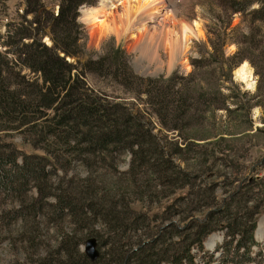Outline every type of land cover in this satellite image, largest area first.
<instances>
[{"label":"trees","instance_id":"trees-1","mask_svg":"<svg viewBox=\"0 0 264 264\" xmlns=\"http://www.w3.org/2000/svg\"><path fill=\"white\" fill-rule=\"evenodd\" d=\"M96 1L60 0L58 13L55 14L52 9L45 7L43 0H26L24 13H31V19H27L23 13L22 20L8 24V39L2 44L8 48L5 52H0V127L34 135L37 138L34 146L42 144L46 154H25L15 146L11 147V144H7L11 149L5 150L2 149L5 143H0V199L7 200L16 194L21 199L20 202H24L7 212L9 215L4 212L2 218L36 217L44 207H49L55 218H70L75 226L74 231L81 229L97 240L99 255L95 260H90L78 248L80 239L74 232H70L61 237L58 256H40L34 264H199L192 249H203L204 238L219 228L224 229L226 235L220 246V256L211 260L202 253L200 258L205 259L201 264H211L216 260L217 264H263L264 261L259 263L256 258L254 248L259 243L253 234L256 216L261 210V203L258 201L262 187L258 189V195H239L235 192L224 199V208H214L206 214L194 208V204L193 207L186 204L189 201V192L186 195H176L172 202L164 205L162 212L164 220L169 223L148 232L142 230V223L149 219L147 211L131 207L130 202L126 203L122 198L114 199L115 197L106 195L100 188L94 189L91 184L82 187L83 190L80 191L83 196L68 190L57 194L48 192L46 177L53 170H45V165L52 163L51 152L60 153L59 155L67 152L65 160L77 158L88 166L91 161L84 158L86 153L92 154V158L98 155L102 163L112 166L113 152H129L133 157L132 162H137L135 166L138 178L146 177L145 172L141 173L139 169L144 164L151 165L150 169L154 172L158 165L161 168L162 175L154 173L156 177L151 178L150 185L153 190H156L155 186L158 184L161 187L159 190L183 188L191 177L189 172L173 165L170 158H163L166 151L161 144V138L153 133L138 114L135 115L123 103H112L105 97V93L104 96L96 94L86 86L85 80L88 73L101 72L110 74L126 86L136 83L141 85L143 82L145 88L142 91L147 98L150 100L152 92L155 94L152 104L155 103L158 107H154L153 114L159 123L167 130L184 132L186 129L191 130L192 113L196 109L195 98L189 93L190 86L179 80L184 77L173 75L168 80L151 77L144 79L133 73L127 56L120 47L111 50L109 56L107 54L98 59L86 58L80 69H76L75 64L66 59L67 56L78 57L82 53L78 43L79 38H82L81 25L77 21L78 7ZM255 1L258 6L251 7ZM214 2L223 6L226 12H239L249 16L251 23L264 21V0ZM229 24L228 21L227 26ZM43 26L48 27L53 42L51 46L42 41L45 33ZM223 35L225 38V32L219 33L221 43L224 42ZM249 35L252 37L249 38ZM253 35L251 29L242 40L253 45ZM260 42L261 40L256 43ZM59 52L64 55L61 56ZM239 53H236L235 58ZM242 57L239 56L235 62L241 61ZM230 60L231 58L222 62L228 63L226 69L233 66ZM77 61L79 63V59ZM197 61L193 63L195 69L200 67ZM12 67L27 69L37 78L26 81L17 71L13 73L10 70ZM4 68L12 77L3 74ZM198 89L200 90L199 86ZM210 90L204 92L211 93ZM232 92L239 96L237 92L234 93L235 90ZM175 145V150L180 148L178 144ZM174 154L177 155L175 152ZM53 165L56 166V163ZM168 169L170 172L165 173ZM133 171L132 165L127 172ZM148 182L149 178L138 191L141 192V187ZM31 183H34L37 195L26 202L23 193L29 190ZM150 185L145 187L144 192H156L152 191ZM211 190V187H206L205 192L210 193ZM142 194L138 198L140 201L147 197L145 193ZM202 195L201 199L196 200L197 203L210 197V194ZM49 198H53V202L48 203L46 200ZM177 199L181 206L176 204ZM171 215L178 218L177 221L171 220ZM88 218L98 219L96 223L102 222L103 226L100 225L106 227V231L101 233L94 227L88 229V226L86 229ZM144 225V228L149 226L148 223ZM146 234L148 239H141Z\"/></svg>","mask_w":264,"mask_h":264},{"label":"rangeland","instance_id":"rangeland-1","mask_svg":"<svg viewBox=\"0 0 264 264\" xmlns=\"http://www.w3.org/2000/svg\"><path fill=\"white\" fill-rule=\"evenodd\" d=\"M98 1L78 7L77 21L81 25L80 33H82L80 34L82 38H79L78 43L81 45L82 53L81 56H67L66 59L75 64L76 69H80L81 63L86 58L98 59L107 54L109 56L111 50L120 47L127 56L129 67L133 73L144 79L151 77L168 80L173 75L184 77L179 80L190 86L189 93L196 101V109L191 118V130L186 129L184 132L167 130L159 123L153 114L154 107H158L157 104H152L155 94L152 92V98L149 100L142 91L145 88L143 82L141 85L136 83L126 86L119 83L110 74L101 72L88 73L85 80L86 86L96 94L104 96L105 93V97L112 103H123L135 115L138 114L153 133L161 138V144L166 151L163 158H170L173 165L176 164L180 169L186 170L191 177L183 188L159 190L161 187L158 184L155 186L156 190H153V186L150 185L151 178L162 175L161 168L155 164L157 167L154 172L150 169L151 165L144 164L139 169L141 173L145 172L146 177L142 175L144 178L139 177V179L135 166L137 162H132L133 157L129 152H113L112 166L102 163L98 155L94 158H92V154L83 155L85 159L91 161L88 166L77 158L69 157V161L65 160L67 152L64 155L51 152L52 163L48 162L45 165V170H53L46 177L49 185L48 192L57 194L68 190L83 196L80 190L91 184L94 189L98 187L106 195L115 197L114 199L122 198L124 202H130L131 207L147 211L149 219L142 223V230L148 232L150 229L158 230L169 223L168 220H164L162 212L164 205L172 202L176 195H186L189 192V201L186 204L191 207L195 205L194 208H198L201 213L206 214L214 208H224V199L235 192H238L239 195L241 193L244 195L256 193L258 195V189L262 187L258 201L261 203V210L256 216L257 228L253 234L259 243L254 248L256 258L259 263L263 262L264 21L251 23L249 16L239 12H226L224 7L219 6L214 0H161L159 3L161 14L156 18L150 19L149 16L144 18L147 22L146 30L138 39H132L129 34L125 33L118 37L114 32L99 37L95 32L90 31L89 24L82 18L83 10L97 5ZM43 2L47 9H52L55 14L58 13L60 0H43ZM25 3L26 0H0V52L2 53L8 48L7 45H2L8 39L6 35L8 24L22 20ZM257 6L258 2L255 1L251 7ZM118 9L120 10V7ZM168 10L171 13V21L165 20L164 12ZM25 16L27 19H31L32 14L28 13ZM194 21L201 25L203 36L192 37L191 34H188V38L181 39L177 43V47L172 50L173 39L180 35L181 25L190 24L193 26ZM228 21L230 24L227 26ZM43 27H45L43 31L45 33L42 41L51 46L53 42L48 27ZM251 29L254 34L255 43L253 45L242 40L245 34L251 32ZM224 32L226 37L224 38L223 35L224 42L221 43L219 33ZM250 37L252 35H249ZM259 40L261 42L256 43ZM237 52L240 53L235 58ZM59 54L64 55L63 52H59ZM239 56H243L241 61L235 62ZM183 58L186 60V65L182 63ZM229 58H231L232 64H230L233 66L226 69L228 63L222 62ZM78 59L79 63H77ZM195 60H198L197 64L200 65L197 69L193 66ZM242 63H247L252 69L255 81L253 87H248L245 81L237 78L235 74ZM220 65L223 67L220 68ZM4 69L3 74L12 77ZM10 70L23 75L26 81L37 78L36 75L24 68L12 67ZM227 71L230 73V78H228ZM160 85L164 84L160 83ZM207 89H211V93H205L204 90L207 91ZM233 90L239 96L233 94ZM202 92L204 93L202 94ZM200 94L203 95L202 98ZM245 104L246 106H244ZM188 131L191 133L189 134ZM34 141H37L34 135L0 127V143H5L2 145V149H11L7 146V144H11V147L15 146L25 154L45 155L46 151L42 148V144L36 147L33 144ZM175 143L180 147L177 150H175ZM19 159L20 157L18 161ZM54 162L56 166L53 165ZM132 165L134 171L127 172ZM169 172L170 169L165 173ZM88 177L89 179H87ZM148 178L149 182L143 188L141 187V192L138 191ZM148 185L152 191L156 192L150 193L151 190L144 192ZM206 187L212 188L210 193L205 192ZM36 191L34 183H31L29 190L23 193L24 201H30L31 197L37 195ZM142 193H145L147 197L140 201L138 198L143 196ZM203 193L204 195L210 194V197L197 203L196 200L201 199ZM20 201L21 199L16 194L7 200L0 199V264H34L40 256L55 258L54 256H58L57 249L61 237L70 232H74L79 237L78 248L81 251H84V241L94 237L81 229L74 231L75 226L70 218H55L49 207H44L36 217L2 218L4 212L9 215L7 212L24 203ZM46 201L51 203L53 198ZM179 202L180 200L177 199L176 204L180 205ZM142 206L144 208H141ZM170 219L177 221L178 218L171 215ZM97 220L88 218L85 228L87 229V226L88 229L94 227L101 233L105 232L106 227H102V222L98 221L102 226L97 224ZM144 223H148L149 226L144 228ZM180 223L182 224V222ZM145 236L147 234L141 236V239L147 240L148 238ZM225 238L224 229L219 228L210 232L202 242L203 249H192V252L197 255L195 260L201 264L205 258L218 259L221 253L220 246ZM202 253L205 256L203 260L200 258ZM62 256L64 257L65 254ZM215 263H218L217 260L211 264Z\"/></svg>","mask_w":264,"mask_h":264},{"label":"bare ground","instance_id":"bare-ground-1","mask_svg":"<svg viewBox=\"0 0 264 264\" xmlns=\"http://www.w3.org/2000/svg\"><path fill=\"white\" fill-rule=\"evenodd\" d=\"M160 2L161 0H99L97 5L83 10L82 18L89 24L90 31L95 32L96 36L100 37L103 34L114 32L118 37L125 33L129 34L132 39H138L146 30L147 22L144 18L146 16L150 19L156 18L161 14ZM164 15H166L165 20L171 21L169 10L164 12ZM180 30V35L173 39L172 50L177 47L181 39L188 38V34L192 37H202L204 34L197 21L193 22V26L181 25ZM182 63L186 65L184 58ZM235 74L237 78L245 81L248 87L254 86V75L247 63L240 64Z\"/></svg>","mask_w":264,"mask_h":264},{"label":"water","instance_id":"water-1","mask_svg":"<svg viewBox=\"0 0 264 264\" xmlns=\"http://www.w3.org/2000/svg\"><path fill=\"white\" fill-rule=\"evenodd\" d=\"M84 252L90 260H95L98 257L99 251L95 237H91L85 241Z\"/></svg>","mask_w":264,"mask_h":264},{"label":"snow or ice","instance_id":"snow-or-ice-1","mask_svg":"<svg viewBox=\"0 0 264 264\" xmlns=\"http://www.w3.org/2000/svg\"><path fill=\"white\" fill-rule=\"evenodd\" d=\"M245 67H246V65H245Z\"/></svg>","mask_w":264,"mask_h":264}]
</instances>
